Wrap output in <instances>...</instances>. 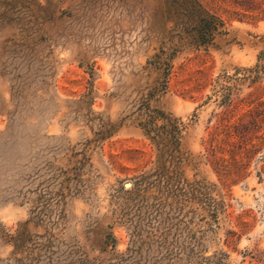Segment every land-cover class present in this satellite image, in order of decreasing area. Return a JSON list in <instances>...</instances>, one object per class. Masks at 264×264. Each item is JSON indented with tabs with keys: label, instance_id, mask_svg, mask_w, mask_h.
<instances>
[{
	"label": "rangeland",
	"instance_id": "1",
	"mask_svg": "<svg viewBox=\"0 0 264 264\" xmlns=\"http://www.w3.org/2000/svg\"><path fill=\"white\" fill-rule=\"evenodd\" d=\"M200 2L0 0V264H264V0Z\"/></svg>",
	"mask_w": 264,
	"mask_h": 264
},
{
	"label": "trees",
	"instance_id": "2",
	"mask_svg": "<svg viewBox=\"0 0 264 264\" xmlns=\"http://www.w3.org/2000/svg\"><path fill=\"white\" fill-rule=\"evenodd\" d=\"M173 9L176 13L175 15H180V22L183 28L188 31V38L189 42H192L194 44H199L203 42H209L213 36L217 33H223L225 32L224 29V21L221 17L213 13L212 11H209L201 2L200 0H172ZM262 13H264V6L260 8ZM155 62L154 64L158 67L162 66L163 69V78L166 74V69L168 68V60L161 59L160 55H155ZM257 59L264 60V37L262 38V45L261 48L258 50L256 54ZM168 124V133L169 138H155V134L149 135L150 140L155 144V147L157 150L160 149V143L161 145L165 146L164 152L167 150L168 146L172 144V146H176V138L174 134L175 125L171 123ZM144 126L145 131L148 133L149 128L145 126V124H142ZM111 129V128H110ZM101 137V136H100ZM162 139H164L162 141ZM162 149V147H161ZM171 150V148L169 149ZM169 153V152H167ZM170 154V153H169ZM146 174L141 173L139 174V178L135 180V182H140L144 179ZM109 234V233H108ZM111 239H114V236L110 233L109 234ZM206 264H219L220 260L219 258L210 259L206 258Z\"/></svg>",
	"mask_w": 264,
	"mask_h": 264
}]
</instances>
